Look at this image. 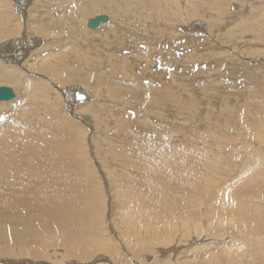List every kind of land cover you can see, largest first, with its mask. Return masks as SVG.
I'll list each match as a JSON object with an SVG mask.
<instances>
[{"label": "rangeland", "instance_id": "rangeland-1", "mask_svg": "<svg viewBox=\"0 0 264 264\" xmlns=\"http://www.w3.org/2000/svg\"><path fill=\"white\" fill-rule=\"evenodd\" d=\"M3 1H8L12 8H5ZM13 1L16 4V0ZM26 1L31 3L25 5V12H23L24 7L20 9L23 12L22 18L12 1L0 0V28L7 31L5 36L0 37V42H8L13 38L21 37L18 42L20 43L24 39L23 36L29 38L30 41L38 40V42H34L38 43L37 48L30 49L35 51L28 52L24 59L14 65L6 63L10 74L4 72L0 75V86L10 88L15 97H18L17 94L15 95V90L18 88L21 100L25 93L31 98L28 103L24 102L20 105L0 104V131L3 130V135L2 131L0 132V146L2 140H5L6 136L11 133H13L17 145L29 143L32 125L28 118H31L36 126H43L44 129H41L40 132L47 131L55 140L64 141L65 138L73 140L74 142H69L70 144L74 143L75 146L72 152L73 165L79 171V175H76L81 178L87 175L86 177L93 181L92 186H89L92 189L91 192L95 194L93 204L97 203L101 210L103 207V211L96 217L98 219H95V216L90 212V218L93 221H90L89 218L86 223L88 226L76 224L77 226H73L74 230L64 226L65 224L59 219L49 218L45 227L51 228L55 237L52 235L46 240L47 248L50 250L45 249L43 255L47 259L45 257L41 259L26 258L27 256L5 257L0 251V264H11L18 260H21L22 264H92V260L97 257L101 259V261L98 260V264H107V261H102L103 253H105L104 258L112 260V264L264 263V0ZM92 6L95 7V10L89 8ZM98 6L107 8L106 12H98L100 10ZM112 9L118 11L119 17L115 20H113L114 17H111ZM132 10L136 14L132 13ZM145 11L148 13L147 15ZM151 12L155 16L150 17V14L153 15ZM97 13L99 15L106 13L105 17L108 18L109 26L103 25L100 33L102 35L99 33L93 35L92 33L100 30L101 26L96 30L88 29L91 33H85L87 31L85 30V28L87 29L85 27L86 18L94 19L97 17ZM6 14L9 16V20L3 22V17ZM176 16L183 22L179 23ZM189 19L194 20L189 21ZM176 20L178 21L176 22ZM9 21L10 23L7 24ZM118 22H122L124 25ZM112 24L113 28L110 26ZM194 25L195 28L190 32ZM109 32H113L114 38H108ZM10 33H13V36H10ZM185 37L187 38L184 39ZM51 46L52 49H49L48 53H38ZM175 46L178 47L176 50ZM209 51L212 54L208 53ZM35 54L40 59L31 58V55ZM78 55L80 56L78 57ZM65 56H71L70 60H64ZM87 63L89 66L86 68ZM113 66L115 67L113 68ZM95 68L99 69L95 70ZM117 69L119 70L117 71ZM81 71H83L82 74ZM69 73L71 76L76 75L80 81L82 80L81 84L87 80L94 81L93 88L95 90L84 86L94 98L91 103L93 105L91 112L80 110V115H73L74 109L69 113L64 110L65 101H63L64 103L61 101L59 104L56 103V99L54 100V93L63 98L62 92L71 93L74 89L75 85L62 86L57 83L60 76ZM158 73L164 79L162 85L158 83L157 79H154ZM80 74L87 75V78L85 79ZM122 77L124 80H121ZM21 80L25 85H22ZM158 80L160 79L158 78ZM141 82L145 87L141 86ZM54 84L57 87L59 85V88L52 87ZM76 86L82 87L79 84ZM163 88L167 96H171L173 93L171 97L174 99H170V102L167 103L151 105L150 99L153 102L155 96L165 95L162 91ZM48 89L51 95L46 93ZM159 91L163 94H157ZM125 93L127 96L130 93L129 96L134 104L129 102ZM144 96L147 98L144 99ZM57 104L61 107H58ZM188 104H191V106L189 105L191 109ZM237 111L238 113L241 111V116ZM245 112L248 113L245 114ZM13 115H17L15 120L19 125L14 123ZM248 115L253 118H248ZM80 116H82L81 120ZM238 116L240 118L243 116L244 121L242 118L241 121L237 120ZM238 121L242 122V125H237L235 128L236 126L233 124ZM11 124H13V128H9ZM144 124L148 127L142 128ZM156 125L158 130L155 129ZM55 126L57 127L55 128ZM149 127L155 131L151 133L148 130ZM12 129L14 130L12 131ZM74 129L78 131L75 132ZM50 130H54V133L52 134ZM5 131H7L6 134H4ZM160 132L161 134H159ZM38 134L39 132L35 135ZM26 136L28 142L25 143ZM197 141L201 144L196 143ZM129 142L130 144H128ZM138 144L142 148L143 145H146L149 152H156L155 148L165 149L167 147L171 150V160L174 157H179L178 161L183 163V175L185 176L182 181L168 179L166 174H159L160 179L167 178V184L171 185V187L167 184L163 185L165 190L158 191L160 196L163 192H170L177 198H182V204L179 207L168 208L169 210L163 216L167 227L165 224L162 227L158 225L161 218L157 210L153 212L157 215L155 219L150 220L146 218L148 216H144L136 224L127 223L128 218L122 216L123 206V211H126V198L129 199L128 202L135 203L136 201L133 202L132 197L129 198L125 194L126 198L123 199L122 204L118 194L119 190L115 188V184L123 183V189H126L127 186V189L130 188L132 192L141 194L140 187L144 189L146 183L151 180L145 177L147 180L140 181L142 176L140 177L141 174L139 175L133 166L130 170L126 166L120 167L123 164H120L118 159L123 161L125 160L124 156L134 154L128 153L126 149L132 146L136 148ZM126 145L128 146L126 147ZM149 146L151 150L148 149ZM174 146H177L176 150ZM167 148L165 150H168ZM25 151L31 156L30 150ZM119 153H122V158L119 157ZM139 156L147 158L148 155L140 154ZM148 158L151 159L152 156ZM89 161L95 165L93 166L95 171H88L91 165ZM145 162L144 160L143 163ZM196 164L202 165L196 168L198 172L202 173L200 172L197 176L195 174L189 176L186 166L190 171L191 167ZM203 166L206 171L202 170ZM194 177L197 182L195 185L200 188L191 192L189 181ZM247 182L248 184H246ZM180 183L185 186L178 187ZM130 190L129 193H132ZM221 193H225L227 196L229 194L230 201L223 203L216 201L215 199H222ZM213 195H216V198H213ZM102 202L103 205L100 206ZM143 206L148 209L149 202ZM217 218H219V223ZM58 220L62 222L60 225ZM168 224H170L169 227ZM57 228L68 234H63L61 230L59 233ZM241 228L246 229L243 231ZM237 230L239 234H237ZM70 232L78 234L79 246H81L80 239L83 241V245L87 238L89 243L80 248L65 243L63 240L71 234ZM253 239H257V242L254 240L253 243ZM69 241L71 242L72 239ZM123 242L126 243L123 244ZM30 244L27 246L30 247ZM2 245L3 240L0 237V250ZM249 248L252 250L254 248V250H249ZM232 255H236L234 256L236 258L230 260L228 257ZM86 257L92 259L88 260ZM246 261L248 262L246 263ZM18 263L21 264V262Z\"/></svg>", "mask_w": 264, "mask_h": 264}, {"label": "bare ground", "instance_id": "bare-ground-1", "mask_svg": "<svg viewBox=\"0 0 264 264\" xmlns=\"http://www.w3.org/2000/svg\"><path fill=\"white\" fill-rule=\"evenodd\" d=\"M12 1L13 5H15L14 7L16 8L17 11H19V14L22 15L23 18V12H25L26 7L29 3L31 2H27L26 0H16V4L15 1ZM111 1V0H109ZM119 1V0H117ZM148 1V0H147ZM155 1V0H154ZM162 1V0H161ZM201 1V0H200ZM107 2V1H106ZM113 2V1H112ZM127 2V1H126ZM125 2V3H126ZM136 2V1H134ZM138 2V1H137ZM196 2V1H195ZM4 3V4H3ZM3 4L5 8L10 9V4L8 3V1L4 2ZM110 3V2H109ZM122 3V2H121ZM174 3V2H173ZM107 4V3H106ZM130 4V3H128ZM152 4V3H151ZM199 4V3H198ZM96 5V4H95ZM109 5V4H108ZM170 5V4H169ZM172 5V4H171ZM24 7V11L21 12L20 9ZM97 7V6H96ZM151 7V6H150ZM172 7V6H171ZM194 7V6H193ZM12 8V7H11ZM91 10L94 9L95 7H89ZM98 8L100 10H98V12H106L105 7L103 6H98ZM97 8V9H98ZM105 8V9H103ZM113 8V7H112ZM118 8V7H116ZM126 8V7H124ZM156 8V7H155ZM239 8V7H238ZM7 9V10H8ZM119 9V8H118ZM209 9V8H208ZM5 10V11H7ZM135 10V9H134ZM153 10V9H152ZM191 10V7H190ZM216 10V9H215ZM225 10V8H224ZM118 11L116 9H112V18L114 17L113 20H115V18H118L119 15L117 13ZM141 12V11H140ZM146 12V11H145ZM157 12V11H156ZM208 12V11H207ZM70 13V12H69ZM121 13V12H120ZM123 13V12H122ZM132 13L133 12L132 10ZM152 13V12H151ZM196 13V11H195ZM215 13V12H214ZM98 14V15H97ZM95 15H97V17H105V15H99V13H97ZM101 14V13H100ZM148 13L146 12V15ZM153 14V13H152ZM157 14V13H156ZM194 14V13H193ZM218 14V13H217ZM110 15V14H109ZM176 15V14H175ZM189 15L191 17V13L189 11ZM197 15V14H196ZM199 15V14H198ZM92 16V15H91ZM155 16V14L151 15L150 17ZM95 17V18H97ZM138 17V16H137ZM146 17V16H143ZM148 17V16H147ZM178 17V16H176ZM200 17V16H199ZM4 21L3 22H7V20H9V16L6 14L4 15ZM21 18V19H22ZM94 18V19H95ZM149 18V17H148ZM108 19V18H107ZM120 19V18H119ZM145 19V18H144ZM170 19V18H169ZM177 19V18H176ZM181 19V18H180ZM186 19V18H185ZM87 22L85 23V27H87V23L90 21V18H86ZM93 20V19H91ZM118 20V19H117ZM123 20V19H122ZM174 20V19H173ZM179 20V17H178ZM176 20V22L178 21ZM184 20V19H183ZM188 20V19H186ZM194 20V19H193ZM191 19H189V21H193ZM147 21V19H146ZM145 21V22H146ZM182 21V20H181ZM181 21L179 20V23H181ZM84 22V21H83ZM157 22V21H156ZM183 22V21H182ZM10 21L7 23L9 24ZM108 24H105V27L109 26V22H107ZM113 23V21H112ZM120 23V22H118ZM123 23H125L123 21ZM149 23V22H148ZM172 23V22H171ZM185 23V22H184ZM206 23V22H205ZM117 24V21L115 23V25ZM122 24V22L120 23ZM177 24V23H176ZM190 24V22H189ZM124 25V24H122ZM130 25V24H129ZM153 25V24H151ZM169 25V24H168ZM188 25V23H187ZM101 26V27H100ZM111 28H113V24L110 25ZM135 26V25H133ZM155 26V24H154ZM186 26V25H183ZM207 26V25H206ZM99 29L100 30H96L93 33V35H95L96 33H101L102 27L103 25H99ZM137 27V26H136ZM197 27V26H196ZM120 28V27H119ZM118 28V29H119ZM195 28V25L192 26V29ZM139 29V28H138ZM159 29V28H158ZM87 30V31H85ZM85 33H91V31L88 30V28H85ZM155 30V29H154ZM160 30L162 31V29L160 28ZM183 30V29H181ZM180 30V31H181ZM195 30V29H194ZM200 30V27H199ZM165 31V30H164ZM122 32V31H121ZM135 32V31H134ZM176 32V31H175ZM185 32V31H184ZM201 32V31H200ZM219 32V31H218ZM138 33V32H137ZM198 33V32H197ZM196 33V34H197ZM7 34V31L3 28H0V37L5 36ZM16 34V33H15ZM134 34V33H133ZM189 34V33H188ZM199 34V33H198ZM202 34H203V30H202ZM102 35V34H100ZM175 35V33H174ZM178 35V34H177ZM217 35V33H216ZM10 36H13V33H10ZM179 36V35H178ZM182 36V34H181ZM186 36V35H185ZM192 36V35H190ZM24 39L22 40V42H19V39L21 38H13L11 40H9L8 42H0V75L3 74L4 72H7L8 74H10L9 69H7V64H11L14 65L16 63H18V61L24 59V57H26L28 52L31 51H35V50H30L35 48L36 46H38V43H34L35 41L38 42V40L35 39L31 40L29 38H26L25 36H23ZM99 37V36H98ZM111 37H113V32H109L108 33V38L110 39ZM139 37V36H138ZM189 37V36H188ZM209 37V35H208ZM213 37V36H212ZM106 38V37H105ZM114 38V37H113ZM112 38V39H113ZM178 37H176L177 39ZM187 37H185L184 39H186ZM204 38V37H202ZM28 39V40H27ZM79 39V38H78ZM91 39V38H90ZM96 39V38H95ZM104 39V38H103ZM146 39V38H145ZM174 39V38H173ZM172 39V40H173ZM107 40V39H104ZM178 40V39H177ZM188 40V39H187ZM187 40H185L187 42ZM77 41V40H76ZM118 41V40H117ZM146 41V40H145ZM189 41V40H188ZM131 42V41H130ZM184 42V41H183ZM208 42V41H207ZM70 43V42H69ZM146 43V42H144ZM185 43V42H184ZM215 43V42H214ZM21 44V46H20ZM135 44V43H134ZM189 44V43H188ZM221 44V43H220ZM23 45V47H22ZM126 45V44H124ZM146 45V44H145ZM176 45V44H175ZM180 45V44H179ZM20 46V47H19ZM31 46V47H30ZM55 46V45H54ZM53 46V48H54ZM171 47V46H170ZM176 47V46H175ZM186 47H187V43H186ZM198 47V46H197ZM37 48V47H36ZM35 48V49H36ZM178 47L175 48V50ZM180 48V47H179ZM213 48V47H212ZM52 49V46L42 50L41 52L38 53H48L50 50ZM163 49V48H162ZM19 50V51H18ZM28 50V51H26ZM87 50V49H86ZM85 50V51H86ZM151 50V49H150ZM160 50V49H159ZM219 50V49H218ZM252 50V49H251ZM141 51V50H140ZM139 51V52H140ZM162 51V50H161ZM160 51V52H161ZM207 51V50H206ZM149 52V51H148ZM170 52V51H169ZM221 52V51H220ZM219 52V53H220ZM18 53H20V55H18ZM105 53V52H103ZM131 53V51H130ZM210 53V51L208 52ZM215 53V52H214ZM218 53V52H217ZM106 54V53H105ZM109 54V53H108ZM111 54V53H110ZM132 54V53H131ZM140 54V53H139ZM150 54V53H149ZM212 54V53H210ZM51 55V54H50ZM82 55V54H81ZM89 55V54H88ZM144 55V54H143ZM189 55V54H188ZM187 55V56H188ZM80 55H78L79 57ZM95 56V55H94ZM119 56V55H118ZM129 56V55H128ZM148 56V55H147ZM150 56V55H149ZM192 56V54H191ZM7 57V58H6ZM39 56L37 54L35 55H31V58H35V59H40L38 58ZM71 56H65L63 59L64 60H70ZM97 57V56H96ZM99 57V56H98ZM117 57V56H116ZM115 57V58H116ZM120 57V56H119ZM138 57H140V55H138ZM182 57V56H180ZM6 58V59H5ZM123 58V57H121ZM133 58V57H132ZM141 58V57H140ZM210 58V57H209ZM109 59V58H108ZM114 59V58H113ZM99 60V59H98ZM127 60V59H126ZM5 61V63L3 64V62ZM113 61V60H112ZM129 61V60H128ZM204 62V61H203ZM208 62V61H207ZM7 63V64H6ZM105 63V62H104ZM115 63V62H114ZM128 63V62H127ZM155 63V62H154ZM179 63V62H178ZM209 63V62H208ZM216 63V62H215ZM86 64V63H85ZM95 64H96V60H95ZM100 64V63H99ZM102 64V62H101ZM122 64V63H121ZM9 65V66H11ZM73 66V64H70ZM107 65V64H106ZM115 65V64H114ZM128 65V64H127ZM163 65V64H162ZM176 65V64H175ZM67 66V65H66ZM87 66H89V64L87 63V65L85 66L87 68ZM111 66V65H110ZM71 67V66H69ZM115 66H113L114 68ZM4 68V69H3ZM91 68V67H89ZM97 68V67H96ZM95 70H98L96 69ZM109 68V65H108ZM132 68V67H131ZM154 68V66H153ZM68 69V68H67ZM72 69V68H70ZM69 69V70H70ZM77 69V68H76ZM121 69V68H120ZM185 69V68H184ZM86 70V69H85ZM119 69H117L118 71ZM65 71V69H64ZM75 71V68H74ZM88 71V70H87ZM136 71V70H135ZM199 71V70H197ZM11 72H13L11 70ZM67 72V71H66ZM72 72V71H71ZM83 71H81L80 73L82 74ZM90 72V71H89ZM88 72V73H89ZM59 73V72H58ZM57 73V74H58ZM63 73V72H62ZM77 73V71H76ZM93 73V72H92ZM114 73V72H113ZM120 73V71H119ZM123 73V72H122ZM60 74V73H59ZM80 74V75H81ZM116 74V73H115ZM64 75V74H63ZM98 75V74H97ZM111 75V74H110ZM113 75V74H112ZM157 77L160 79L158 80L157 77H154V79H157L158 83H160L162 85V80L164 82V79L158 74H156ZM192 75V74H191ZM82 77H84L85 79L87 78V75H81ZM229 76V75H228ZM8 77V76H7ZM91 77V76H90ZM114 77V76H113ZM112 77V78H113ZM116 78V77H115ZM131 78V77H130ZM118 79V78H117ZM114 80V79H113ZM119 80V79H118ZM121 80H124L123 77ZM82 81V80H81ZM81 81L79 80L78 77H76V75L71 76L70 73L64 76H60L59 80H57V83L59 85H75L79 84L82 87H78V86H73L74 89L70 92H62V96L63 98L60 97V95L56 96L55 93L53 95L54 100L56 99V103H64L63 101H65L66 103H64V110L69 113V111L71 110V112L74 109V113L73 115H80L81 112H91L93 110V105L91 104L92 101L94 100V98L91 96V94H89L87 92V88L89 87L93 88L94 86V81L91 80H87L86 82H83L81 84ZM134 81V80H133ZM22 83V85H25L22 80L20 81ZM80 82V83H79ZM118 82V81H116ZM125 82V81H124ZM15 83V82H14ZM140 83V82H139ZM138 83V84H139ZM19 84V83H18ZM99 84V83H98ZM111 84V83H110ZM115 84V83H114ZM137 84V83H136ZM135 84V85H136ZM142 84V82H141ZM56 86V84H54L52 87L58 89L59 88ZM112 85V84H111ZM216 85V84H215ZM16 86V85H14ZM102 86V84H101ZM115 86V85H114ZM137 86V85H136ZM142 87L144 86L143 84L141 85ZM147 86V85H146ZM150 86V85H149ZM17 87V86H16ZM66 87V86H65ZM72 87V88H73ZM98 87L100 88V86L98 85ZM119 87V86H118ZM135 87V86H134ZM145 87V86H144ZM171 87V84H170ZM2 88H7L4 86H0V89ZM12 88H15L12 86ZM19 88H22L19 86ZM24 88V86H23ZM69 88V87H68ZM105 88V87H104ZM108 88V87H107ZM139 88V87H138ZM165 88V87H164ZM162 89V91L164 92L165 95L163 96H155V99L152 100L150 99V103L151 105H154L155 103H167L170 99H174L171 96H167L165 93V89ZM10 89V88H8ZM94 89V88H93ZM102 89V88H100ZM120 89V88H119ZM126 89H128L126 87ZM145 89V88H144ZM143 89V90H144ZM149 89V88H148ZM154 87H153V91H154ZM201 89V88H200ZM11 90V89H10ZM86 90V93H85ZM90 90V89H89ZM95 90V89H94ZM103 90V89H102ZM106 90V89H105ZM130 90V89H129ZM141 90V88H140ZM146 90V89H145ZM152 90V89H151ZM157 90V89H156ZM12 91V90H11ZM49 89L46 91V93L50 94ZM60 91V90H58ZM135 91V90H134ZM15 95L17 94L18 97L16 98L15 96L12 97V99L10 100H5V99H0V104H9V103H13L16 105H20L21 103H28L30 101V95H27V93H25V96L23 98V100H21L20 97V90L18 88H16L15 90ZM76 92H80V101H75V93ZM106 92V91H105ZM123 92V91H122ZM132 92V91H131ZM172 92V91H171ZM70 93V94H69ZM95 93V92H94ZM97 93V92H96ZM95 93V94H96ZM210 93V92H209ZM12 94L14 95L13 91ZM60 94V92H59ZM99 94V93H97ZM107 94V93H106ZM105 94V95H106ZM156 94V93H155ZM157 94H163L161 91H159ZM51 95V94H50ZM108 95V94H107ZM130 93L128 94V96L125 93V97L127 96V99L129 100V102L132 103V99L129 96ZM145 95V94H144ZM146 95H148L146 93ZM151 95V94H149ZM152 95L154 96V93H152ZM178 95V94H177ZM193 95V94H192ZM199 95V94H198ZM102 96V95H101ZM117 96V95H116ZM179 96V95H178ZM187 96V95H186ZM15 97V98H14ZM51 97V96H50ZM159 97V98H158ZM161 97V98H160ZM174 97H176V95H174ZM188 97V96H187ZM219 97V96H218ZM147 98V97H146ZM144 96V99H146ZM163 98V99H162ZM49 99V98H47ZM114 99V97H113ZM186 100H189L188 98H185ZM194 99V98H193ZM53 100V101H54ZM116 100V99H115ZM121 100V99H120ZM177 100V99H176ZM8 101V102H7ZM101 101V100H99ZM135 101V99H134ZM147 101V100H145ZM52 102V101H51ZM143 102V101H142ZM148 102V101H147ZM170 102V101H169ZM119 103V102H118ZM149 103V102H148ZM57 104V106L59 105ZM111 104V103H110ZM115 104V103H114ZM134 104V103H132ZM137 104V101H136ZM135 104V105H136ZM170 104V103H169ZM97 105V104H96ZM112 105V104H111ZM144 105V104H142ZM141 105V106H142ZM157 105V104H156ZM191 106V104H188ZM49 106V105H48ZM139 106V105H138ZM61 107V106H58ZM103 107V106H102ZM127 107V106H126ZM153 107V106H152ZM162 107H164L162 105ZM210 107V106H209ZM212 107V106H211ZM216 107V106H215ZM123 108V107H122ZM136 108V107H135ZM140 108V107H139ZM190 108V107H189ZM48 109V108H47ZM131 109V108H130ZM134 109V108H133ZM132 109V110H133ZM137 109V108H136ZM155 109V108H154ZM191 109V108H190ZM201 109V108H200ZM206 109V108H205ZM114 110V109H113ZM135 110V109H134ZM138 110V109H137ZM148 110V109H147ZM153 110V109H152ZM156 110V109H155ZM154 110V111H155ZM165 110V109H164ZM245 110V109H244ZM119 111V110H118ZM247 111V108H246ZM249 111V110H248ZM58 112V111H57ZM161 112V111H160ZM241 113V111H239ZM137 113V112H136ZM139 113V112H138ZM178 113V111H177ZM238 113V111H237ZM240 113H238L240 115ZM248 112H245V114ZM92 114V113H91ZM72 115V114H71ZM72 115V116H73ZM85 115V114H84ZM97 115V114H96ZM155 115V114H154ZM56 116V115H55ZM54 116V117H55ZM59 116V115H58ZM63 116V115H62ZM204 116V115H203ZM241 116V115H240ZM254 116V115H253ZM17 117V115H13V120L14 123H18L17 120H15V118ZM85 117V116H83ZM107 117V116H106ZM138 117V116H137ZM237 117V115H236ZM239 117V116H238ZM245 117V115H244ZM243 116L241 117L242 120L244 121ZM248 118L252 116H247ZM46 118V117H45ZM48 118V117H47ZM80 120L82 118V116L79 117ZM119 118V117H118ZM239 117L240 120L241 119ZM215 119V118H214ZM140 120V119H139ZM142 120V119H141ZM140 120V121H141ZM166 120V119H165ZM28 121L30 122V124L32 125L31 130H30V135H31V140L29 143L27 144H22V145H17V142L15 141L14 135L13 133L9 134L6 136L5 140H2V145L0 146V237L3 240V245H2V249L0 250L2 252V255L5 257H23V256H27L31 257L32 259H41L44 258L47 259V257L45 255H43L45 249L46 250H50L49 248H47V242L46 240L54 235L53 234V230L51 228L45 227V223L50 220L49 218H55L56 220L59 219L63 222V224H65L64 226L68 227L69 229H73L74 225H87V220H89L90 218V212L95 216V219H98L96 217L99 216V213L101 211H103V207L102 210L100 209L101 207H98L97 203L93 204L94 202V193L91 192V187H89L93 181L91 179H88L86 176L84 175V178L78 177L76 174L79 175V171L74 167L73 165V152L72 149L74 146V143L70 144L69 141H71L70 139L65 138L64 141H58L53 139L48 133L47 131L44 132H40L41 129H44V127L40 126H36L35 122H33V120L31 118H28ZM55 121V119H54ZM135 121V120H134ZM145 121V120H144ZM159 121V120H158ZM175 121V120H174ZM241 121V120H240ZM49 122V121H48ZM113 122V121H111ZM160 122V121H159ZM205 122V121H204ZM209 122V121H208ZM46 123V122H45ZM50 123V122H49ZM132 123V122H131ZM146 123V122H145ZM180 123V122H178ZM185 123V122H184ZM189 123V122H188ZM238 121L235 122L233 125H235L237 128V125H242L241 123ZM83 124H85V122H83ZM205 124V123H203ZM228 124V123H227ZM19 125V123H18ZM46 125V124H45ZM66 125V124H65ZM64 125V126H65ZM70 125V124H69ZM68 125V126H69ZM177 125V124H176ZM252 125V124H251ZM13 124L9 125V128H13L12 127ZM66 126V127H68ZM185 126V125H184ZM246 126V125H245ZM57 126H55L56 128ZM61 127V126H60ZM128 127V126H127ZM148 127V125H143L142 128ZM242 127V126H241ZM51 128V127H50ZM106 128V127H105ZM157 128V125L155 127V129ZM246 128V127H244ZM243 128V129H244ZM47 129V128H46ZM69 129V127H68ZM164 129V128H163ZM14 129H12L13 131ZM55 130V129H54ZM54 130H50V132L53 134ZM57 130V129H56ZM66 130V129H64ZM150 132H154L155 130L151 127H149ZM158 130V129H156ZM247 130V129H246ZM2 131V135H3V130ZM0 131V132H1ZM74 131H78L77 129H74ZM117 131V130H116ZM39 132L38 135H35ZM115 132V131H114ZM148 132V131H147ZM171 132V131H170ZM7 131L4 132V134H6ZM81 133V132H80ZM249 133V132H248ZM58 134V133H57ZM82 134V133H81ZM116 134V133H115ZM149 134V133H148ZM161 134V132L159 133ZM85 135V134H84ZM180 135V134H179ZM198 135V134H197ZM56 136V135H55ZM61 136V135H60ZM78 136V134H77ZM117 136V135H116ZM224 136V135H223ZM57 137V136H56ZM180 137V136H179ZM60 138V137H59ZM175 138V137H174ZM203 138V137H202ZM161 139V138H160ZM230 139V138H229ZM241 139V138H240ZM61 140V139H60ZM84 140V139H83ZM150 140V139H149ZM25 143L28 142L27 140V136L24 139ZM73 141V140H72ZM71 141V142H72ZM93 141V140H92ZM74 142V141H73ZM150 142V141H149ZM237 142H239L237 140ZM196 143H200L199 141H197ZM206 143V142H205ZM234 143V141H233ZM241 143V142H240ZM130 144V142L128 143ZM141 144V143H140ZM138 144L137 147H129L128 149H126V151L128 153L132 152L134 154H130V155H126V157L124 156L125 160L121 161V159H118L119 163L123 164L120 167H124L126 166L129 170L130 168L133 166V169L140 175L142 180H147L148 177L149 179H151L149 182L146 183V187L143 189L142 187L140 192L142 191L141 194H139L138 192H132V190H130V188H128L132 193H129V190L122 188L123 183H119L118 182L115 184V188L118 191L119 194V198L122 201L123 204V199L126 198L125 196L127 195L129 198L132 197L133 202L136 201L135 203L132 202H128L129 199L126 198L125 200V208L126 211H123L124 206L122 208V216L125 218H128V221H126L127 223L130 224H136L137 222H139L140 218H143L144 216H148L146 218L153 220L157 217L156 214H154L153 212L159 211V217L161 218V221L158 222L159 226H163L165 224V226L167 227V223L163 220V216L166 214L167 210H169L168 208H177L182 204V198H177L176 196L172 195V193L170 192H163L162 195L160 196V191H164L165 189L163 188L165 184H167L168 179H175L178 181H182L184 176L183 175V163L181 164L178 160L180 159L179 157L177 158H173L171 160V150H169V148L165 147V149L167 148L168 150L165 149H156V152L154 151H147L146 149V145L142 146ZM201 144V143H200ZM211 144V143H210ZM155 145V144H154ZM5 146V147H4ZM128 145H126L127 147ZM130 146V145H129ZM163 146V145H162ZM18 147V148H17ZM112 147V146H111ZM114 147V146H113ZM148 147V146H147ZM164 147V146H163ZM175 147V146H174ZM177 147V146H176ZM176 147L174 148L176 150ZM83 148V147H82ZM201 148V147H200ZM232 148V147H230ZM137 149V150H136ZM146 149V151H145ZM150 149V146L149 148ZM180 149V148H179ZM25 150H30L31 152V156H29V154L25 151ZM108 150V149H107ZM151 150V149H150ZM260 150V149H259ZM76 151V150H75ZM111 151V150H110ZM80 152V151H79ZM100 152V151H99ZM98 152V153H99ZM147 154V158L143 157L144 160L146 161L145 163L143 158L141 156H139L138 154ZM154 152V153H153ZM251 152V151H249ZM95 153V152H94ZM109 153V152H108ZM112 153H114L112 151ZM118 153V152H117ZM199 154V153H198ZM252 154V153H251ZM106 155V154H105ZM118 155V154H117ZM124 155V154H123ZM174 155V154H173ZM176 155V154H175ZM180 155V154H179ZM201 155V154H200ZM234 155V154H233ZM149 156H152V158H148ZM75 157V156H74ZM111 157V156H110ZM119 157L122 158V153H119ZM83 158V157H82ZM108 158V157H107ZM106 158V159H107ZM116 158V157H115ZM110 159V158H109ZM114 159V157H113ZM112 159V160H113ZM185 159V158H184ZM204 159V158H203ZM75 160V159H74ZM149 160V161H147ZM192 160V159H191ZM198 160V159H197ZM81 161V160H78ZM83 161V160H82ZM91 161V160H90ZM89 161V162H90ZM117 161V162H118ZM152 161V162H151ZM159 161V162H158ZM182 161V160H181ZM193 161V160H192ZM233 161V160H232ZM112 162V161H110ZM115 162V160H114ZM194 162V161H193ZM226 162V161H225ZM83 163V162H82ZM188 163V162H187ZM91 164V162H90ZM190 164V163H189ZM192 164V163H191ZM118 165V163H117ZM135 165V166H134ZM201 164H196L193 165L189 171V167L186 166V171L187 173H189V176L192 174H195L197 176V174H200V172L197 171V167H199ZM95 165L91 164L90 168L88 169V171H95L94 167ZM202 166V165H201ZM229 166V165H228ZM84 168V167H83ZM118 168V166H117ZM185 168V167H184ZM202 170L206 171V169H204V166L201 167ZM200 168V169H201ZM127 169V170H128ZM132 169V168H131ZM199 169V168H198ZM125 170V169H122ZM85 172V171H84ZM130 172V171H129ZM106 173V172H105ZM128 173V172H127ZM202 173V172H201ZM159 174H166L168 176V179L166 178L165 180L162 178H159ZM82 175V172H81ZM83 177V175H82ZM136 177V176H134ZM125 178V177H124ZM225 178V177H224ZM156 179V180H155ZM160 179V180H157ZM227 179V178H226ZM252 179V178H251ZM126 180V179H125ZM135 181V180H134ZM166 181V182H165ZM236 181V180H235ZM248 181V180H247ZM98 182V181H97ZM128 182V181H126ZM139 182V181H138ZM165 182V183H164ZM232 182V181H231ZM234 182V181H233ZM232 182V183H233ZM252 182V181H251ZM100 183V181H99ZM125 183V182H124ZM144 183V182H143ZM97 184V183H96ZM133 184V183H132ZM197 184V182L195 181V177L189 181V189L191 190V192H195L197 191L200 187ZM248 184V182L246 183ZM102 185V183H101ZM135 185V183H134ZM168 185V184H167ZM231 185V184H230ZM92 186V185H91ZM103 186V185H102ZM125 186V185H124ZM169 187H171V185H168ZM179 186H185L182 183L178 184ZM131 187V186H130ZM135 187V186H134ZM132 187V188H134ZM180 187V188H181ZM199 187V188H198ZM233 187V185H232ZM139 188V187H138ZM178 189V188H177ZM101 190V189H100ZM116 190V191H117ZM104 191V190H103ZM128 191V192H127ZM159 191V192H158ZM219 191V190H218ZM102 195H104V193L101 190ZM223 193V192H222ZM220 194V197H222V199H215L218 202H229L230 198L229 194L227 196V194ZM100 194V192H99ZM126 194V195H125ZM156 196V197H154ZM101 197V196H99ZM213 198H216V195L212 196ZM102 198V197H101ZM96 199V198H95ZM104 199V198H103ZM118 199V198H117ZM97 200V199H96ZM159 200V201H158ZM235 200V198H234ZM255 200V199H254ZM101 201V200H99ZM98 201V202H99ZM131 201V200H130ZM149 202V208L145 209L144 208V204ZM107 203V202H106ZM129 204V205H128ZM103 205V202L101 203L100 206ZM226 205H230V204H226ZM154 207V209H153ZM230 208V207H229ZM244 208V207H243ZM121 209V208H120ZM105 210V208H104ZM264 210V209H263ZM250 211V210H249ZM106 212V211H105ZM104 212V213H105ZM231 212V211H230ZM93 215H91V217H93ZM250 215V214H249ZM263 215V214H262ZM91 219V218H90ZM117 219V218H116ZM218 219V223H219V218ZM58 220V221H59ZM108 220V219H107ZM246 220V219H245ZM61 221H59V225L62 223ZM90 221H93L92 219ZM97 221V220H96ZM94 221V222H96ZM105 221V220H104ZM125 221V220H124ZM146 221V220H145ZM257 221V220H256ZM93 222V223H94ZM108 222V221H107ZM151 222V221H149ZM58 223V222H57ZM106 223V222H105ZM232 223V222H230ZM251 223V222H250ZM55 224V223H54ZM121 224V223H120ZM139 224V223H138ZM238 224V223H237ZM51 225V224H49ZM76 225V226H77ZM140 225V224H139ZM170 224H168L169 227ZM235 225V224H234ZM48 226V225H47ZM88 226V225H87ZM57 227V226H56ZM60 227V226H59ZM79 227V226H78ZM126 227V226H125ZM154 227H157L156 225H154ZM89 229V227H87ZM171 228V227H170ZM240 228V227H239ZM242 229V228H241ZM246 228L242 229L243 231ZM250 229V228H249ZM58 232L63 231V234H65L64 230L57 228ZM56 230V231H57ZM74 230V229H73ZM81 230V229H80ZM86 230V227H85ZM239 230V229H238ZM237 230V234H239V231ZM241 230V231H242ZM248 230V229H247ZM251 230V229H250ZM259 230V229H258ZM257 230V231H258ZM70 231V230H69ZM172 231V230H171ZM240 231V232H241ZM264 231V229H263ZM77 232V231H76ZM107 232V231H106ZM58 233V235H59ZM71 233V232H70ZM129 233V232H128ZM245 233V232H244ZM252 233V232H251ZM258 233V232H257ZM68 234V233H67ZM65 234V235H67ZM246 234V233H245ZM263 234V233H262ZM64 235V236H65ZM97 235V234H96ZM256 236L258 234H255ZM255 236V238H256ZM55 237V235H54ZM61 237V235H60ZM66 237V236H65ZM84 237V236H83ZM129 237V236H128ZM135 237V236H134ZM225 237V236H224ZM57 238V237H56ZM62 238V237H61ZM232 238V237H231ZM54 239V238H53ZM67 239V240H66ZM72 239V241L70 242L69 240ZM83 239V238H82ZM86 239V238H85ZM104 239V238H103ZM110 239V238H109ZM132 239V238H131ZM244 239V238H243ZM260 239V238H259ZM58 240V238H57ZM106 240V239H105ZM253 239V243H254ZM257 240V239H256ZM255 240V241H256ZM60 241V240H59ZM65 243H70V245L73 246H78V248L86 246L89 243V239L87 238L86 240H84L85 245H83V241H81L80 239V244L81 246H79V238H78V234H74L71 233L69 234L66 238H64L63 240ZM62 241V242H63ZM69 241V242H68ZM92 241V238H91ZM110 241V240H109ZM114 241V240H113ZM57 242V241H56ZM244 242V241H243ZM257 242V241H256ZM31 243V244H30ZM94 243V242H93ZM105 243V242H104ZM126 242H123V244ZM27 244H30V247L27 246ZM55 245V244H54ZM83 245V246H82ZM105 245V244H104ZM247 245V244H246ZM264 245V243H263ZM46 248H44V247ZM107 246V244H106ZM56 247V246H55ZM105 247V246H104ZM259 247V246H258ZM98 248V247H97ZM101 248V247H100ZM99 248V249H100ZM135 249V248H134ZM102 250V248H101ZM231 250V249H230ZM229 250V251H230ZM249 250H252L251 248H249ZM254 250V248H253ZM252 250V251H253ZM257 250V249H256ZM100 251V250H99ZM97 251V252H99ZM239 251V250H238ZM251 251V252H252ZM0 252V253H1ZM102 252V251H101ZM241 252V251H240ZM47 253V252H46ZM91 253V252H90ZM144 253V252H143ZM221 253V252H220ZM230 253V252H229ZM233 253V252H232ZM237 253V252H236ZM239 253V252H238ZM243 253V252H242ZM105 253H103V257L102 261H107V264H112V260L110 259H106L104 258ZM234 254V253H233ZM251 254V253H250ZM256 254V253H255ZM254 254V255H255ZM239 255V254H238ZM243 255V254H242ZM249 255V254H248ZM96 256V255H95ZM107 256V255H106ZM141 256V255H140ZM226 256V255H225ZM236 256V255H234ZM233 255L231 257H228L230 260L235 259L236 257H234ZM244 256V255H243ZM242 256V257H243ZM247 256V255H246ZM251 257V255H249ZM253 256V253H252ZM18 257V258H19ZM144 258H146L147 256H143ZM82 258V257H81ZM117 258V256H116ZM119 258V257H118ZM138 258V257H137ZM206 258V257H205ZM241 258V257H239ZM260 258V257H259ZM21 259V258H20ZM86 259L90 260L92 258H87ZM252 259V258H251ZM250 259V261H251ZM15 260V258H14ZM29 260V259H27ZM26 260V261H27ZM31 260V259H30ZM56 260V259H55ZM82 260V259H81ZM87 260V261H88ZM98 260L101 261L100 258H96L94 260H92V264H98ZM120 260V259H119ZM211 260V259H210ZM245 260V259H244ZM254 260V259H253ZM260 260V259H259ZM263 260V259H262ZM10 261V260H9ZM84 261V259L82 260ZM206 261V260H205ZM238 261V260H237ZM261 261V260H260ZM5 262V261H4ZM18 262H21V264L23 263L21 260H18ZM17 261L13 262L11 264H19ZM73 262V261H72ZM232 262V261H231ZM236 261L234 260V263ZM240 262V260H239ZM238 262V263H239ZM248 261H246L247 263ZM138 263V262H137ZM242 263V262H241ZM26 264V263H25ZM28 264V263H27ZM38 264V263H37ZM75 264V263H74ZM264 264V263H262Z\"/></svg>", "mask_w": 264, "mask_h": 264}, {"label": "water", "instance_id": "water-1", "mask_svg": "<svg viewBox=\"0 0 264 264\" xmlns=\"http://www.w3.org/2000/svg\"><path fill=\"white\" fill-rule=\"evenodd\" d=\"M108 22V19L107 17H97L93 20H90L88 23H87V28L89 30H96L98 29L99 25L102 24V25H105L106 23ZM14 95L12 94V91L8 88H2L0 89V99H5V100H10L12 99ZM75 99L76 101H80V92H76L75 93Z\"/></svg>", "mask_w": 264, "mask_h": 264}]
</instances>
